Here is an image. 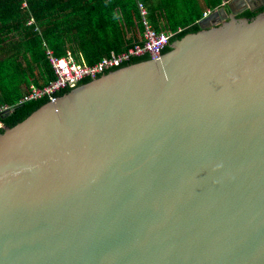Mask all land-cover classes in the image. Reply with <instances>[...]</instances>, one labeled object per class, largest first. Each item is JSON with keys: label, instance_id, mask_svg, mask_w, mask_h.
Masks as SVG:
<instances>
[{"label": "water", "instance_id": "1", "mask_svg": "<svg viewBox=\"0 0 264 264\" xmlns=\"http://www.w3.org/2000/svg\"><path fill=\"white\" fill-rule=\"evenodd\" d=\"M262 7L0 131V264H264Z\"/></svg>", "mask_w": 264, "mask_h": 264}, {"label": "trees", "instance_id": "2", "mask_svg": "<svg viewBox=\"0 0 264 264\" xmlns=\"http://www.w3.org/2000/svg\"><path fill=\"white\" fill-rule=\"evenodd\" d=\"M229 0H142L145 20L155 33L170 36L168 45L198 31L196 22ZM255 12L239 17L251 19ZM177 29L180 33L174 34ZM141 17L135 0H0V123L10 128L36 110L45 99L17 104L30 84L42 87L53 80L46 51L55 58L71 55L74 62L92 65L142 42ZM148 60L131 58L118 68ZM101 74V75H103ZM99 75V76H101ZM97 76V77H99ZM96 77V78H97ZM83 79L78 85L89 82ZM60 91L56 97L68 92Z\"/></svg>", "mask_w": 264, "mask_h": 264}, {"label": "built area", "instance_id": "3", "mask_svg": "<svg viewBox=\"0 0 264 264\" xmlns=\"http://www.w3.org/2000/svg\"><path fill=\"white\" fill-rule=\"evenodd\" d=\"M135 2L143 27L141 44L134 45L122 53H110L108 57L102 58L92 65L77 64L68 53L64 57L55 58L49 51H46L48 62L53 73V80L40 88L30 84L26 92L23 93L17 101V104L36 102L42 99L48 102L57 98L56 95L60 91L74 88L83 79H95L105 71L118 67L134 57L147 55L148 59L154 60L157 50L168 45L170 36L162 33H155L145 20L146 10L142 0H135ZM210 12L211 11L207 10L202 17ZM180 31L181 29H177L174 34L180 33ZM9 109L10 107L1 106L0 113ZM1 128L2 125L0 123V129Z\"/></svg>", "mask_w": 264, "mask_h": 264}, {"label": "flooded vegetation", "instance_id": "4", "mask_svg": "<svg viewBox=\"0 0 264 264\" xmlns=\"http://www.w3.org/2000/svg\"><path fill=\"white\" fill-rule=\"evenodd\" d=\"M257 11V10H256Z\"/></svg>", "mask_w": 264, "mask_h": 264}]
</instances>
